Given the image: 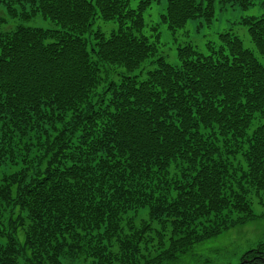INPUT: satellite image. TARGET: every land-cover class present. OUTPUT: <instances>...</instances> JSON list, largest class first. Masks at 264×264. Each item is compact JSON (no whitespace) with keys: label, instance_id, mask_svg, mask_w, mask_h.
Returning <instances> with one entry per match:
<instances>
[{"label":"trees","instance_id":"trees-1","mask_svg":"<svg viewBox=\"0 0 264 264\" xmlns=\"http://www.w3.org/2000/svg\"><path fill=\"white\" fill-rule=\"evenodd\" d=\"M159 1L0 0L56 25L4 31L0 12V264H188L264 217V64L230 32L170 64L146 34ZM167 1L173 33L255 4ZM243 24L264 56V15ZM238 264H264V242Z\"/></svg>","mask_w":264,"mask_h":264},{"label":"rangeland","instance_id":"rangeland-1","mask_svg":"<svg viewBox=\"0 0 264 264\" xmlns=\"http://www.w3.org/2000/svg\"><path fill=\"white\" fill-rule=\"evenodd\" d=\"M139 1L132 0V6L136 7ZM167 3V0L154 2L151 9L146 13L147 27L152 36L150 33L146 34L154 40L156 31H161L159 50L170 64L179 66L178 49L186 44H192L201 55L211 54L212 50L208 44L212 43L216 48L220 47L218 36L225 32L238 36L243 41L244 46L252 50L260 62L264 64V56H261L257 51L251 41L248 28L243 24L246 19L264 15V0H255V4L248 9H242L237 5L224 8L218 3L216 15L211 24H208L203 18H197L191 20L186 28L175 33L168 30L167 25L161 24V15L166 12ZM0 12L8 22V25L3 28L4 31H13L18 26L43 29L56 28L54 23L44 19L41 15H37L30 21H21L10 17L6 7L1 6ZM98 28H101L108 35L112 31H116L118 27L115 22H103L101 19H97L94 30ZM101 69L104 75L106 69L103 66ZM118 73H125V71L118 70ZM113 79L117 80L118 78L114 77ZM254 212L257 215H261L263 212L257 201L254 204ZM262 242H264V217L256 218L219 238L196 247L188 264H238L246 251L258 247ZM21 264H24L23 260H21Z\"/></svg>","mask_w":264,"mask_h":264}]
</instances>
